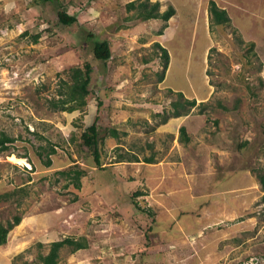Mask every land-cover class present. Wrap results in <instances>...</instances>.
Instances as JSON below:
<instances>
[{
	"label": "rangeland",
	"instance_id": "374dc122",
	"mask_svg": "<svg viewBox=\"0 0 264 264\" xmlns=\"http://www.w3.org/2000/svg\"><path fill=\"white\" fill-rule=\"evenodd\" d=\"M57 1L77 23L58 22ZM129 1L0 0V136L14 138L0 150V223L20 217L8 261L42 264L52 241L84 236L87 247L64 246L58 264H264V19L244 10L264 14V0H214L233 12L222 25L209 24V0H149L174 6L166 22L137 18ZM103 39L107 61L92 53ZM155 42L169 55L162 80ZM85 62L87 105L53 108ZM177 91L204 111L163 122ZM96 116L101 166L77 145ZM49 144L46 166L36 150ZM75 167L79 188L60 174Z\"/></svg>",
	"mask_w": 264,
	"mask_h": 264
},
{
	"label": "trees",
	"instance_id": "16d2710c",
	"mask_svg": "<svg viewBox=\"0 0 264 264\" xmlns=\"http://www.w3.org/2000/svg\"><path fill=\"white\" fill-rule=\"evenodd\" d=\"M35 2H50L54 3V0H34ZM58 9L56 10V15L58 22L62 25H74L77 23V17L74 14H69L66 9L62 6L60 2H58ZM128 9H136L135 13L137 18L146 20V19H162L165 22L169 20L175 14V8L172 4H170L164 11H159V2H151L149 0H140V1H129L127 3ZM208 12L210 16L209 24H229L230 17L226 11V9L219 7L214 0H209L208 3ZM38 37L34 36V41ZM250 46L254 45V42H249ZM155 46L160 51V59L163 70L160 74H158V78L162 80L164 76V71L168 67L169 55L166 48L162 47L158 42H155ZM92 53L94 58L102 61H107L111 57V48L109 41L106 39L103 40H95L92 45ZM92 67L89 62H85L83 67H74L71 69L70 74V82L64 81L59 89V94L62 95L60 99L51 100L50 104L53 108H58L62 110L72 111L74 109H81L87 105V97L92 93L89 89V83L91 79ZM171 92V89H169ZM176 97L170 101V109L167 112L161 113L163 115V122H166L168 118L171 117H180L187 115L191 108L199 106V112H203L206 106V103L200 102L199 104L196 102L195 98L188 99L183 96L180 91L175 92ZM101 100L98 99L97 109L101 105ZM159 115V114H158ZM109 134L112 137L119 138V131L115 128L109 129ZM79 143L77 144L80 149L81 146H85L89 153L91 154L94 162L97 166H101L102 156H101V148L100 145L103 144V137L99 134V126H98V117L96 116L91 124L85 126L80 132ZM179 138L187 142L189 140V136L187 134L186 128L181 126L179 128ZM71 139H74V135L71 136ZM14 141V138L9 136L8 134L2 133L0 136V150H4L7 148V144H10ZM41 150H36V153L39 157H42V152L45 151V159H41L42 162L49 166L51 165L50 154L55 152L54 146L49 144L47 147H40ZM123 158V155H119ZM125 157V156H124ZM127 161H136V155L126 156ZM133 158V159H132ZM153 157L145 158V161L152 162ZM61 175L66 176L69 181L68 184H73L76 188L80 187V177L85 175V170L79 167H75L74 169L64 170L60 172ZM257 178L261 185V190L264 192V170L257 172ZM140 192L136 191L133 195H138ZM3 195H0L2 198ZM261 200L264 203V193L261 196ZM20 222V217L14 216L12 221H6L5 224L0 223V245L6 243L7 233L9 229ZM64 246H69L71 250L75 251L78 249H83L87 247L86 237H72L66 236L61 239L54 240L50 243L49 250L46 254L40 256V260L42 264H58V257L60 249Z\"/></svg>",
	"mask_w": 264,
	"mask_h": 264
},
{
	"label": "crops",
	"instance_id": "0c3cea01",
	"mask_svg": "<svg viewBox=\"0 0 264 264\" xmlns=\"http://www.w3.org/2000/svg\"><path fill=\"white\" fill-rule=\"evenodd\" d=\"M222 8H224V7H222ZM246 8H244V10L248 12L247 15H249V13H250L255 19H264V14L262 13V11L260 12V11L256 10V11L253 12V10H248ZM242 10H243V8H242ZM241 13H244V11H242ZM232 15H233V12H231V14L229 12L230 18H232ZM231 20H233V19H231ZM240 20H242V19L239 18V19H236L235 21H233L234 22V25L238 27L237 22H239ZM242 32L243 33H246L244 31H242ZM3 245H0V264H10V262L7 259L8 258L7 251H4V246Z\"/></svg>",
	"mask_w": 264,
	"mask_h": 264
}]
</instances>
